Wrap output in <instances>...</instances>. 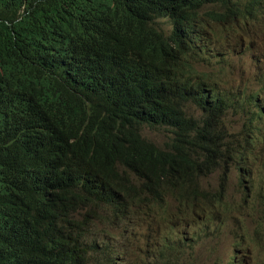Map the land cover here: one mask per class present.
<instances>
[{
  "label": "trees",
  "instance_id": "obj_1",
  "mask_svg": "<svg viewBox=\"0 0 264 264\" xmlns=\"http://www.w3.org/2000/svg\"><path fill=\"white\" fill-rule=\"evenodd\" d=\"M191 1L200 8L206 0ZM178 4L0 0V264H108L114 248L131 255L143 231L126 238L107 227H134L139 214L147 220L144 214L154 207L159 211L164 201L187 209L186 202L198 199L184 182L194 176L203 132L188 117L181 96L167 87L164 77L174 75L166 76L160 67L177 62L171 51L177 49L162 43L168 22L159 18ZM43 14L52 33L32 39L52 43V51L62 55L54 63L27 53L29 34ZM180 25L179 19L176 32ZM207 36L204 45L220 55ZM59 78L70 86L60 89ZM260 85L264 90V82ZM202 95L204 104L212 100L205 90ZM236 100L243 107L247 102L238 113L249 121L251 140L258 144L264 108L252 93ZM208 107L237 112L223 92ZM144 130L161 132L166 139L158 143ZM220 196L216 192L206 201L219 202ZM156 210L149 223L180 228L195 240L206 233V227L185 230L183 224L195 216ZM78 216L89 225L80 226ZM179 216L183 219L175 225Z\"/></svg>",
  "mask_w": 264,
  "mask_h": 264
},
{
  "label": "clouds",
  "instance_id": "obj_2",
  "mask_svg": "<svg viewBox=\"0 0 264 264\" xmlns=\"http://www.w3.org/2000/svg\"><path fill=\"white\" fill-rule=\"evenodd\" d=\"M206 9L207 13L205 12ZM164 16L159 18L162 22H168L162 43L167 49L174 48L178 51L171 50L177 58L175 64L171 62L161 63L162 73L166 76L167 73L174 75L173 77L167 76L169 79L164 77V81L168 88L174 89L181 96L183 104L189 105L188 107L194 111L191 115L188 110H185L188 117L194 120L203 132L202 142L198 149V160L195 159L196 169L192 173L194 176L184 182L188 187L187 190L191 193H197L198 196L197 200L186 202L187 210L190 211L188 214L195 217L203 215L204 213L196 212L197 207L207 199H211V196L216 195V192H220L221 202L214 201L217 208L206 211L205 215L202 216L205 217L207 216L206 213L214 212L219 214L220 218L222 214L219 209L223 208L222 193L224 191L222 181L226 180L225 174L228 166L232 162L238 164L245 163V159L252 160L255 152L254 147H257L258 144H264L261 133L259 135L261 140L259 139L258 144H256V140L252 141L251 139L247 142L251 131L250 124L245 116L238 113V111L245 109L247 102L243 107L236 100L239 98L246 100V97L252 93L263 101L262 106L264 108V90H260V83L264 82V79L259 77V81H256L257 76L262 74L263 67L257 69L250 51L255 50L257 56L264 59V0H206L200 8L194 7L191 0H179L177 9ZM42 17L40 24L34 29V33L29 34L27 53L54 63L61 60L62 55L52 51V43L32 39L33 36L40 38L42 35L47 34L46 31L52 33V23L49 22L46 14H43ZM179 19L181 25L178 27L179 31L176 32L175 28ZM201 21H207L208 25H201L199 23ZM253 23L257 26H253ZM14 25L15 22L13 28ZM9 26L11 27L12 23ZM211 27L212 29H208ZM14 30L16 31L15 28ZM204 30H208L207 41L221 53L220 55L211 53L210 49L204 45L206 42L205 35L202 32ZM219 30H222V33L216 39L215 36ZM35 42H38V46L33 45ZM86 75L87 73L80 77V80H83ZM252 80L258 86L255 93L247 85ZM233 82L236 83V88H228ZM57 85L60 89L70 86L62 78L58 79ZM202 90L209 93L212 98L206 104H204L205 99ZM221 92L234 100L237 112H232L233 109H229L227 112L224 109H211L208 107L209 103L221 96ZM206 129H210V131L208 132ZM239 156H243L244 159ZM202 161H207L212 167L213 164H216L217 167L215 170L210 166L205 167ZM252 167H255V164L238 168L244 170ZM219 168L222 169V175L219 177L220 180L211 195L209 191L203 188V183L199 180V170L202 169L211 173L212 171L216 172ZM222 177H224L223 180ZM241 183L248 192L251 186L248 181L242 178ZM142 217V214H139V217L136 218L134 227L133 224L130 227L131 233L140 230L147 231L146 224L149 222L142 220ZM155 222L157 228L152 229V231L156 235H160L162 242L151 264H175L172 260V250L175 248H181L184 251L186 261L183 264H221L219 260L213 259L207 252L199 251V237L196 240L185 241L191 235L181 234L179 230H176L177 228L164 229L162 223L158 226V222ZM218 227L219 225H215L211 230L215 231ZM185 235L188 236L185 238ZM142 237L143 232L137 236L133 245L137 244ZM150 243L151 247L148 255L152 254L154 239H151ZM229 247L230 254L227 257L231 259V262L225 264H245V256L242 255L241 250L238 254V261L235 263L232 258L235 246L230 245ZM143 251L144 245L140 249L142 255ZM123 253L126 257L123 264L138 263L139 259L136 258L135 261L132 252L129 255L119 248L118 256ZM196 253L198 255H195ZM112 256L109 258L108 264H115Z\"/></svg>",
  "mask_w": 264,
  "mask_h": 264
},
{
  "label": "rangeland",
  "instance_id": "obj_3",
  "mask_svg": "<svg viewBox=\"0 0 264 264\" xmlns=\"http://www.w3.org/2000/svg\"><path fill=\"white\" fill-rule=\"evenodd\" d=\"M203 34L206 37L208 35L207 30H204ZM250 51L257 69H261L263 67L261 71L262 74L259 75V77L264 79V59L257 56V52L255 50ZM216 52L217 51L214 50V54ZM259 64L261 66H259ZM247 85L250 90H253V93L256 92V88L258 86L254 80L247 83ZM230 87L236 88V83L233 82L228 88ZM262 87H264V85ZM257 99H259L258 96ZM261 103H263L262 100ZM183 106L191 115L193 114L194 111L188 107L189 105L183 104ZM260 133L264 141V132ZM144 134L152 136L156 141H158V143H162V141L166 139L161 132L152 133L149 130H144ZM250 139L251 134L249 135L247 142H249ZM259 139L261 140V137H259ZM254 150V158L252 160L245 159V163L238 164L232 162L228 166L225 174L226 180L222 181V188L224 191L222 193L223 208L219 209L222 214L220 215V218L219 214L210 212L206 213L207 216L202 217L200 222L191 218L183 224L185 230L189 233H195V231L200 229V227H206V233L199 236L200 244L198 249L201 252H207L213 257V259L219 260L221 264L231 262V259L227 257L230 254V245L235 246L234 251L237 250L240 252L241 250L243 253L242 255L245 256V264H264V144H258L257 147H254ZM252 164H255V167L244 170H240L238 168L244 165ZM221 175V168L217 169L216 172L212 171L211 173L206 170H199V180L203 183V188L209 191L211 195L213 194ZM242 178L246 179L248 184L251 185L248 192L241 183ZM245 198L248 199L245 201ZM219 202H221V200ZM216 208L217 206L214 202L209 204L208 201H204L196 209V212L204 214L197 215V217L204 216L206 211ZM168 212L169 214H184L190 211L185 209L183 206L178 207L174 202L168 200L164 201V208L161 209L160 213ZM151 214L152 212L150 211L144 214L145 219L152 221L150 218ZM181 219H183V217L179 216V218L175 221V225L178 224ZM159 225L160 222H158V226ZM215 225H219V227L215 231H212L211 228ZM146 226L147 231H143L142 239L137 244L131 246L133 259L135 261L136 258L139 259L138 263L136 262L137 264H151V262L155 259L158 247L161 244V242L158 241L160 239V235H156L152 231V229L157 228L156 222L153 221L147 223ZM107 229L110 233L114 234L124 232L126 233V238L133 237L131 228H125L123 225L118 227H107ZM149 230L151 231L150 234ZM176 230L181 231L182 229L177 228ZM188 238L189 237H187V239ZM151 239H154V244L152 246V254L148 255L151 247ZM143 245L144 251L142 255L140 249ZM175 250L176 249L172 250V259H174V263L183 264L186 261L184 251L179 248V252L176 253ZM116 252V248H114L112 259L117 260V262L114 260L115 264L124 263L126 258L125 254L123 253L118 256ZM176 254L180 255L175 257ZM195 255H198V253Z\"/></svg>",
  "mask_w": 264,
  "mask_h": 264
},
{
  "label": "bare ground",
  "instance_id": "obj_4",
  "mask_svg": "<svg viewBox=\"0 0 264 264\" xmlns=\"http://www.w3.org/2000/svg\"><path fill=\"white\" fill-rule=\"evenodd\" d=\"M259 66H261V65L259 64ZM255 101H256V104H257L258 106L262 107L261 100H260V99H257V96L255 97ZM259 104H261V105H259ZM56 109H57V108H56ZM56 109H55V110H56ZM55 110H54V111H55ZM62 110L65 111L66 108H64V109H62ZM59 111H60V110H59ZM65 113H66V111H65ZM65 113H64V114H65ZM57 116H59V115H57ZM59 117H60V116H59ZM59 117H58V118H59ZM61 117H62V116H61ZM61 117H60V120H61ZM63 118H64V117H62V119H63ZM64 119H65V118H64ZM64 121L67 122V119H66V120H63L62 123H65ZM68 121H71V120H68ZM56 122H58V121H56ZM66 124H67V123H66ZM69 124H71V123L69 122ZM62 125H63V124H62ZM64 125H65V124H64ZM73 125H75V124H73ZM76 125H77V123H76ZM67 126H68V125H67ZM70 126H71V125H70ZM63 127H64V126H63ZM74 127H75V126H74ZM74 127H73V128H74ZM66 128H67V127H66ZM66 128H65V130H66ZM70 128H71V127H70ZM70 128H69V129H70ZM67 130H68V129H67ZM53 143H54V142H53ZM56 144H57V143H56ZM43 150H44V149H43ZM40 152H41V151H40ZM58 153H59V152H58ZM56 155H57V154H56ZM59 156H60V155H59ZM51 157H52V156H51ZM54 157H55V156H54ZM60 161H61V160H60ZM87 184H88V183H87ZM83 187H84V186H83ZM153 202H155V200H153ZM152 204H153V203H151V202H149V201L146 203V205H147L148 207H150ZM163 208H164V207H163ZM163 208H161V209H163ZM161 209H160L159 211H157V210L155 209V207H154V208L150 209L149 211L153 213V212H155V210H156L157 214H159L160 211H161ZM158 216H159V215H158ZM78 217H79V216H78ZM89 222H90L89 220H85V219L79 217V223H78V224H79L80 226H88V225H89ZM67 231H69V229H68ZM150 233H151V231L149 230V234H150ZM152 235H153V234H152ZM52 236H53V234L51 235V237H52ZM96 240H97V238H95V241H96ZM191 240H192V239H191L190 237H189L188 239H187V238L185 239V241H191ZM158 241H159V242H162V238L160 237V239H159ZM52 244H53V243H52ZM52 244H50V246H52ZM58 244L60 245V244H64V243L59 242ZM183 246H184V245H183ZM60 249L64 251V250L66 249V247H65V248H64V247H60ZM175 249H176V250H175L176 253H178V252H179V248H175ZM68 251L71 252V253H74V250H72L71 248H68ZM116 253H117V252H116ZM182 254H183V253H182ZM238 254H239V252H238L237 250H235L234 253H233V256H232V258H233V260H234L235 263H237V261H238ZM117 255H118V253H117ZM154 255H155V254H154ZM178 255H180V254H176L175 257L178 256ZM175 257H174V258H175ZM114 260H116V259H114ZM121 260H122V259H121ZM172 260H174V259H172ZM119 261H120V260H119ZM116 262H117V261H116ZM121 262H122V261H121ZM173 263H174V262H173ZM119 264H120V263H119ZM122 264H123V263H122Z\"/></svg>",
  "mask_w": 264,
  "mask_h": 264
}]
</instances>
